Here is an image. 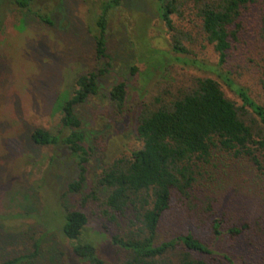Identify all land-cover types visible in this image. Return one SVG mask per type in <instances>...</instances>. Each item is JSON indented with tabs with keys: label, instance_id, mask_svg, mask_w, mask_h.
I'll use <instances>...</instances> for the list:
<instances>
[{
	"label": "rangeland",
	"instance_id": "1",
	"mask_svg": "<svg viewBox=\"0 0 264 264\" xmlns=\"http://www.w3.org/2000/svg\"><path fill=\"white\" fill-rule=\"evenodd\" d=\"M107 1L34 0L32 8L48 14L51 25L6 3L0 5L4 10L0 30L1 260L25 252L22 242L26 234L40 236L48 225L56 229L61 210H81L88 220L84 242L97 248L104 264L119 263L120 256L108 239L115 227L99 217V200L104 194L95 187V180L107 164L140 147L134 133L136 116L140 106L155 96L168 99L196 78H211L240 108L242 101L227 85L226 77L264 107L260 89L264 0H254L242 10L237 40L224 64L214 71L217 54L204 39L193 11L184 9L182 16L171 15L174 30L170 31L160 17V0H120L118 7L110 9L105 34L108 58L97 62L89 30ZM173 34L181 40L185 53L172 51ZM104 68L105 72H99ZM89 71L99 75L97 93L75 112L90 155L82 188L69 193L67 184L76 178L77 170L68 151L36 145L29 137L36 128L56 132L61 101L72 95L76 77ZM119 82H125L127 95L124 112L118 115L107 94ZM238 113L247 122L255 116L247 107ZM213 163L217 167L207 170L195 184L192 203L201 206L207 198L220 197L214 217L226 224L249 225L233 245L221 241L220 254L243 264H264V176L248 160L216 159ZM91 190L98 200L84 199ZM184 215L183 208L175 219L161 225L160 240L191 229L210 243L208 224L197 227L196 221L188 222ZM101 225L106 226V234ZM54 232L41 242V264H52L54 248L63 253L61 263L69 256V243ZM11 234L18 240L4 244Z\"/></svg>",
	"mask_w": 264,
	"mask_h": 264
},
{
	"label": "trees",
	"instance_id": "2",
	"mask_svg": "<svg viewBox=\"0 0 264 264\" xmlns=\"http://www.w3.org/2000/svg\"><path fill=\"white\" fill-rule=\"evenodd\" d=\"M33 1L1 0L0 5L6 3L43 24L51 25L48 14L32 8ZM160 1V17L170 31L174 30L171 15L182 16L184 9L193 11L200 22L204 39L217 54V64L212 71L224 64L232 42L237 40L242 10L254 2ZM119 3L120 0L105 2L89 30L97 62L108 58L105 37L107 13ZM0 11L1 30L4 13L1 6ZM260 37L264 43V25ZM171 45L173 52L185 53L176 34L171 37ZM131 69L135 71L133 67ZM105 71L104 68L99 72ZM98 76L89 71L76 77L72 95L64 97L59 105L61 117L54 134L36 128L29 137L36 145L61 147L68 151L77 170L76 178L67 184L69 193H76L82 188L90 155V147L86 145L87 139L75 111L77 106L96 95ZM224 80L241 99L240 108L224 96L219 84L211 78H196L191 85L170 94L168 99L161 98L159 94L152 102L143 103L137 113L134 133L141 143L140 147L128 156L114 159L96 178L95 187L104 194L99 200V217L115 227V232L108 239L120 256L118 264H243L226 253L221 255L218 246L224 240L233 245L235 239L248 230V223L226 224L224 219L214 217L220 197L207 198L201 206L191 200L195 184L207 170L217 167L213 163L216 159L248 160L264 176V107L250 98L242 87L234 85L226 77ZM260 89L264 97V68L261 70ZM126 95L125 82L114 84L108 91L107 100L118 115L124 112ZM242 107L249 108L255 115L252 121L241 118L238 112ZM87 198L98 200L93 190L84 199ZM183 208L186 213L184 220L196 221L197 227L208 224L210 243L197 237L191 229L160 240L161 225L175 219ZM60 214L56 229L46 225L48 229L40 236L26 234L27 241L22 242L25 252L0 259V264H41V242L50 231H55L69 243L66 245L69 256L65 264L78 261L104 264L97 248L84 242L87 215L81 210H61ZM100 229L106 232L105 225H101ZM7 236L10 240L4 244H13L12 241L18 240L12 234ZM217 254L221 258H217ZM61 255L63 253L54 248L50 262L64 264L61 263Z\"/></svg>",
	"mask_w": 264,
	"mask_h": 264
}]
</instances>
